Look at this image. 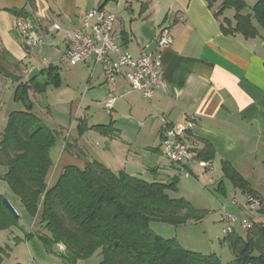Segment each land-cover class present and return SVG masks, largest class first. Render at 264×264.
Listing matches in <instances>:
<instances>
[{
    "label": "crops",
    "instance_id": "crops-1",
    "mask_svg": "<svg viewBox=\"0 0 264 264\" xmlns=\"http://www.w3.org/2000/svg\"><path fill=\"white\" fill-rule=\"evenodd\" d=\"M101 1L33 0L31 4L28 0H0V43L22 63L26 74L20 75L23 81L37 77L44 82L40 72L49 65L59 67V86L50 85L31 97L32 113L57 139L51 152L54 164L46 179L48 189L57 184L66 167L85 168V161L68 149L72 144L77 146L73 151L85 152L115 172L124 171L149 183H179L185 177L195 181L198 189H216L226 200L232 192L233 201L222 206L233 214L264 223L263 213L248 211V194L237 189L223 173V164H230L247 180L253 195L264 197V28L254 21L257 37L226 36L221 21L205 0L108 3L104 10L117 15L115 38L123 51L135 58L147 52L162 60L166 92L157 91L146 99L141 92L133 91L123 76L115 83L107 82L103 65L65 64L73 68L66 73L62 70L61 60L69 47L66 32L81 29L87 13L98 8ZM23 9L29 12L28 19L43 38L33 50L24 45L15 28L14 11ZM54 24L61 30L52 31ZM164 31L174 41L160 49L156 40ZM16 87L17 83L0 74L2 132L12 113L25 111L23 103L15 99ZM50 88L56 91L52 99L39 100L43 94L48 97ZM111 96L116 102L108 111L105 102ZM164 121L170 127H186L196 155L211 146L215 152L212 167H199L197 176V165H193L188 168V178L180 166L170 162L163 153ZM238 193L243 202L237 199L241 198ZM41 218L42 210L30 234ZM34 245L40 250V245ZM29 252L32 256L33 251ZM50 254L58 259L56 264H66L57 254ZM8 256L4 264H31L22 262L21 256Z\"/></svg>",
    "mask_w": 264,
    "mask_h": 264
},
{
    "label": "trees",
    "instance_id": "trees-1",
    "mask_svg": "<svg viewBox=\"0 0 264 264\" xmlns=\"http://www.w3.org/2000/svg\"><path fill=\"white\" fill-rule=\"evenodd\" d=\"M28 1L33 4V0ZM112 1L116 0H102L99 7L104 9ZM205 1L221 21L226 36L257 37L254 21L264 28V0H258L251 13H245L244 0ZM228 9L235 10L233 18L224 17ZM14 14L30 17L24 9ZM21 71L22 63L0 43V74L17 83L15 99L25 106V111L10 115L1 134L0 168L5 172L0 177L30 216L42 210L39 228L28 239L37 237L52 254H56L55 247L63 246L65 250L59 256L66 264H79L98 251L102 254L100 264H223L215 255L186 250L176 239H166L153 231L156 223L177 228L199 223L208 215L184 198L171 197L170 192L178 189L177 181L149 183L124 171L115 172L85 152L73 151L77 146L70 144L72 155L85 161L86 166L66 167L57 184L48 189L46 179L54 164L51 152L57 139L32 113L30 93H43L50 85L58 87L59 67L49 65L42 70L44 82L37 77L23 81ZM196 156L212 162L215 152L206 146ZM223 173L237 189L253 195L247 180L230 164H223ZM3 197L0 195V232L20 221V216L14 217L3 206ZM224 241L235 256L231 264H264V223L254 222L250 231H235ZM6 256V249L0 247V264H4Z\"/></svg>",
    "mask_w": 264,
    "mask_h": 264
},
{
    "label": "built area",
    "instance_id": "built-area-1",
    "mask_svg": "<svg viewBox=\"0 0 264 264\" xmlns=\"http://www.w3.org/2000/svg\"><path fill=\"white\" fill-rule=\"evenodd\" d=\"M117 15L100 7L87 13L82 28L67 31L69 47L62 57L61 62L71 66L80 63L103 65L107 82L115 83L119 76H123L129 82L133 91L141 92L146 99H151L155 92H166L167 83L162 70L160 57L154 58L151 54L143 52L135 58L126 53L116 43L115 23ZM15 28L22 37L24 45L33 50L43 43L42 36L36 31L32 21L25 17H16ZM52 31H60L61 27L54 24ZM173 37L164 31L156 40L160 49L173 44ZM116 98L109 97L105 102L108 111L113 110ZM163 153L172 163L180 166L186 177H191L189 167L197 165L203 170L212 167L211 162L199 160L196 156L195 146L188 140L185 126H168L164 121ZM256 198H264L248 195L247 202L251 206L256 205ZM236 204V202L234 201ZM221 222L225 225L223 230L225 237L236 230L237 223H241L245 232L250 231L254 222L251 218H239L226 207L220 209Z\"/></svg>",
    "mask_w": 264,
    "mask_h": 264
},
{
    "label": "rangeland",
    "instance_id": "rangeland-1",
    "mask_svg": "<svg viewBox=\"0 0 264 264\" xmlns=\"http://www.w3.org/2000/svg\"><path fill=\"white\" fill-rule=\"evenodd\" d=\"M246 2L245 13H251L252 8L256 4L258 0H244ZM219 2L216 3V7H218ZM235 16L234 9L226 10L224 17L233 18ZM63 72L69 71L70 68L67 67L64 63L61 64ZM23 69V68H22ZM19 75L26 76L23 73V70L19 73ZM54 88L49 89L48 97L43 94L39 100L42 102L47 99H52V94L55 93ZM30 96L34 98L33 94L30 93ZM0 97H2V93H0ZM2 99H0L1 101ZM2 103V102H0ZM1 110V107H0ZM57 115V114H56ZM55 115V117H56ZM2 121L0 117V137L2 134ZM166 160V161H165ZM164 162L169 164L168 160L165 158ZM200 168L198 166L194 167V173L198 176ZM5 172V169L0 168V173ZM195 181L192 179H185V177L181 178L178 183V189L176 191H172V198H184L189 201L194 207L197 209L207 210V217L199 222V223H190L188 225L182 227H173L166 224L156 223L153 224V231L161 237L166 239L174 238L178 241L179 245L186 250L194 251L203 255H215L219 257L223 264H231L234 260L235 256L232 250L230 249L227 242L224 241V228L225 225L221 222L220 210L222 208V204H229L233 201L234 197L231 192V198H225L223 193L220 195L217 193L216 189H198L195 185ZM239 194V193H238ZM0 195L6 197L11 204L14 206L18 215L20 216V221L17 226L13 227L10 230L1 231L0 232V247L6 249L7 256L6 259H9L8 254L13 256H21V261H29L31 264L33 263L32 257L36 259L37 264H56L58 259L47 252L44 245L40 243L37 239L27 241L29 233V229L33 227L34 221L39 217L41 209L36 216H30L24 205L21 201L11 192L7 184L0 177ZM242 200V195L239 194ZM244 200H242L243 202ZM249 211V210H248ZM250 212V211H249ZM239 220H243L245 217L240 216L239 214H235ZM250 218V217H248ZM33 221V223L31 222ZM40 225V224H39ZM36 226L35 230L32 231V235L34 236L36 230L39 228ZM236 232L242 233L245 232L241 223H237ZM29 233V234H28ZM246 233V232H245ZM20 239V240H17ZM35 238V237H34ZM37 238V237H36ZM34 242L37 245H40V250H37ZM30 250L33 251V255H30ZM65 248L61 245L55 247V252L59 256L63 253ZM102 261L101 251L96 252L90 259L81 262V264H100ZM7 262H9L7 260Z\"/></svg>",
    "mask_w": 264,
    "mask_h": 264
},
{
    "label": "bare ground",
    "instance_id": "bare-ground-1",
    "mask_svg": "<svg viewBox=\"0 0 264 264\" xmlns=\"http://www.w3.org/2000/svg\"><path fill=\"white\" fill-rule=\"evenodd\" d=\"M256 205L258 206H251L246 203L247 209L255 214L263 213L264 214V198H256Z\"/></svg>",
    "mask_w": 264,
    "mask_h": 264
},
{
    "label": "water",
    "instance_id": "water-1",
    "mask_svg": "<svg viewBox=\"0 0 264 264\" xmlns=\"http://www.w3.org/2000/svg\"><path fill=\"white\" fill-rule=\"evenodd\" d=\"M2 204L14 217L17 218L19 216L14 206L11 204V202L6 197H3Z\"/></svg>",
    "mask_w": 264,
    "mask_h": 264
}]
</instances>
